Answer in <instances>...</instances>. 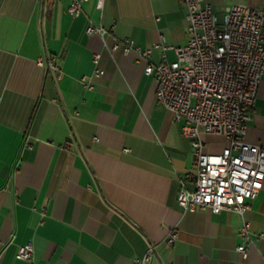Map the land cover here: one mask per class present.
I'll return each instance as SVG.
<instances>
[{"label":"crops","instance_id":"0c3cea01","mask_svg":"<svg viewBox=\"0 0 264 264\" xmlns=\"http://www.w3.org/2000/svg\"><path fill=\"white\" fill-rule=\"evenodd\" d=\"M98 0L67 13L69 0H0V264L31 242L33 264H131L155 246L149 264H264V187L245 215L184 211L180 182L193 189L194 148L181 123L156 102L146 61L119 49L131 40L149 61H174L188 41L178 0ZM221 15L257 0H203ZM92 22L107 31L88 35ZM158 46V47H155ZM93 53L104 72L94 71ZM52 56L62 78L37 61ZM245 140L264 145V79ZM204 151L226 140L202 134ZM177 234L166 243L170 232ZM261 235V236H260ZM247 243V257L237 247Z\"/></svg>","mask_w":264,"mask_h":264},{"label":"built area","instance_id":"2783aa9c","mask_svg":"<svg viewBox=\"0 0 264 264\" xmlns=\"http://www.w3.org/2000/svg\"><path fill=\"white\" fill-rule=\"evenodd\" d=\"M86 1L69 0L67 13L73 18L80 16ZM257 1L258 6L234 5L219 15L203 0H178L186 9L188 41L173 48L174 61L153 64L149 61L151 49H141L129 39L110 47L104 42L110 53L121 49L124 55L133 52L147 62L144 75L155 79L156 102L174 122L181 123V135L192 140L196 180L193 189L180 182L179 207L189 212L237 213L242 219L239 233L247 242L249 202L264 187V145L245 140L249 112L264 79V0ZM96 8L102 9V0ZM86 33L104 37L107 31L90 22ZM100 58L99 53H93L94 71L82 79L89 90L94 88L93 80L104 73L98 67ZM37 64L56 73L57 80L62 78L54 57H41ZM202 134L221 136L227 145L219 153H207ZM177 237L170 232L166 243L173 244ZM247 246L236 249L243 258ZM2 252L0 244V256ZM154 253L155 246L149 245L131 264H149ZM15 258L33 264V244L18 247Z\"/></svg>","mask_w":264,"mask_h":264}]
</instances>
